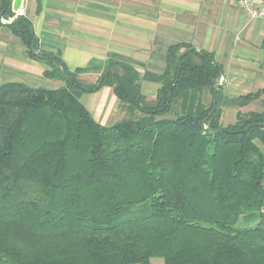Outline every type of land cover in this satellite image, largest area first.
<instances>
[{
  "label": "trees",
  "instance_id": "1",
  "mask_svg": "<svg viewBox=\"0 0 264 264\" xmlns=\"http://www.w3.org/2000/svg\"><path fill=\"white\" fill-rule=\"evenodd\" d=\"M11 4L0 0V16H15ZM1 25L66 84L0 85V264H264V88L221 99L213 55L177 42L148 103L132 65L110 60L85 85L89 68L38 52L29 18ZM102 86L151 121L97 122L75 90ZM202 88L206 109L156 119ZM257 100L261 110L220 123L221 103Z\"/></svg>",
  "mask_w": 264,
  "mask_h": 264
},
{
  "label": "crops",
  "instance_id": "2",
  "mask_svg": "<svg viewBox=\"0 0 264 264\" xmlns=\"http://www.w3.org/2000/svg\"><path fill=\"white\" fill-rule=\"evenodd\" d=\"M20 9L14 14L30 19L38 52L59 56L69 71L89 68L77 75L82 84V77L94 84L110 60L132 65L139 75L159 74L167 48L186 42L211 53L222 67L218 82L224 79L223 93L231 94L222 99L264 88V20L243 14L236 0H22ZM51 69V64L28 56L21 40L0 26V85L29 86L45 77L55 81L52 89L65 86L61 76L44 74ZM139 83L145 99H155L158 82L139 78ZM148 83L155 85L153 92L144 89ZM101 93L108 95L105 104L96 114L91 106L87 109L103 125L121 115L125 104L111 87Z\"/></svg>",
  "mask_w": 264,
  "mask_h": 264
},
{
  "label": "rangeland",
  "instance_id": "3",
  "mask_svg": "<svg viewBox=\"0 0 264 264\" xmlns=\"http://www.w3.org/2000/svg\"><path fill=\"white\" fill-rule=\"evenodd\" d=\"M21 10V9H20ZM17 15H23V14H15V16L13 17H2L0 16L1 21H12ZM183 50V49H181ZM157 75V73H152V72H145L142 75L138 76V82H139V78H141L142 80L144 78H150L152 79V81H155V76ZM82 82H84L86 85L90 84V79L88 78H84L82 77ZM55 81H49L47 78L42 77L39 78V80L34 81L32 84H28L31 87H46V88H52L55 87L57 85H54ZM145 83V82H144ZM150 84L149 87L144 89L148 92H153L155 90V85L154 87H152V83H148ZM225 85V80L223 79L222 81L218 82L217 87H221V99L225 96L231 95L228 93H223V86ZM140 89H141V83H139ZM103 87H108V86H102L101 88H99L97 90L96 94H91L88 92H83V91H77L75 90L76 96L78 97V99L88 108L90 109L89 106H91L92 108V112L93 114H96L94 112H96V108L100 107L101 102H103V104H105V102L107 101L108 95L107 93H101L100 91ZM105 89V88H104ZM264 97V96H262ZM118 99V98H117ZM146 102L151 103L154 101L153 100H147L145 99ZM120 101V100H118ZM92 102V103H91ZM212 102V94L210 93V90L208 88H202L199 90H188L185 92L184 96L177 100L176 102L173 103V105L171 106L170 110L163 114V115H158L156 117V119H160V118H175L178 115L181 114H186V113H197L199 110L201 109H206ZM123 103V102H122ZM91 104V105H90ZM124 104V103H123ZM124 110L123 113L118 116H113L110 121H107L105 123H103L104 126H111L117 123H120L124 120H136L139 122H146V121H151L149 119L148 116H146L144 113L136 110V109H131L128 105H124ZM262 106L261 103L259 102V100L257 101H252L251 103H249L246 106L243 107H237V106H228V105H224L223 103H221V118H220V123L222 125H226L228 123H233L234 121H236L237 119V115L240 114L243 118L244 115L252 110H261ZM95 110V111H94ZM103 108H101L100 111H102ZM99 111V112H100ZM120 113V110H118ZM106 121V120H105ZM98 122V121H97ZM260 148L264 154V146L260 145ZM254 222L251 221H246V219L240 218L239 221L237 222L236 226L237 227H250L253 226ZM150 263L151 264H163V259L162 258H151L150 259ZM136 264H140V263H136Z\"/></svg>",
  "mask_w": 264,
  "mask_h": 264
},
{
  "label": "built area",
  "instance_id": "4",
  "mask_svg": "<svg viewBox=\"0 0 264 264\" xmlns=\"http://www.w3.org/2000/svg\"><path fill=\"white\" fill-rule=\"evenodd\" d=\"M236 5L249 18L264 20V0H236Z\"/></svg>",
  "mask_w": 264,
  "mask_h": 264
},
{
  "label": "water",
  "instance_id": "5",
  "mask_svg": "<svg viewBox=\"0 0 264 264\" xmlns=\"http://www.w3.org/2000/svg\"><path fill=\"white\" fill-rule=\"evenodd\" d=\"M21 3H22V0H13L11 4L12 11L20 13ZM0 22H1V19H0ZM197 50L199 51V49Z\"/></svg>",
  "mask_w": 264,
  "mask_h": 264
}]
</instances>
